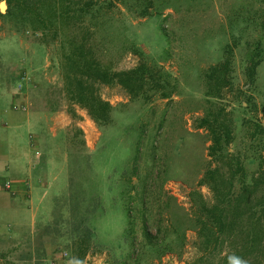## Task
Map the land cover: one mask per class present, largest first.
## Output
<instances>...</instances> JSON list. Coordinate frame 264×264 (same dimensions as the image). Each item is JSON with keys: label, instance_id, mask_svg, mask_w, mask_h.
<instances>
[{"label": "rangeland", "instance_id": "374dc122", "mask_svg": "<svg viewBox=\"0 0 264 264\" xmlns=\"http://www.w3.org/2000/svg\"><path fill=\"white\" fill-rule=\"evenodd\" d=\"M110 1L84 26L94 31L89 44L102 65L116 72L157 64L178 80L177 91L146 103L100 83L114 107L102 127L66 96L61 43L42 42L15 19L0 20V264L218 261L204 256L193 228L184 229V247L175 252L144 250V221L153 234L168 233L179 208L191 211L193 191L213 202L210 189L198 185L210 163L209 133L198 127L208 108L228 114L236 136L231 151L249 143L245 120L264 125V58L254 82L246 75L248 51L264 33V0H158L145 17ZM227 57L231 82L208 98L205 75ZM122 184L130 190L123 193ZM90 197L98 208L87 214ZM127 206L135 221L131 253Z\"/></svg>", "mask_w": 264, "mask_h": 264}, {"label": "trees", "instance_id": "16d2710c", "mask_svg": "<svg viewBox=\"0 0 264 264\" xmlns=\"http://www.w3.org/2000/svg\"><path fill=\"white\" fill-rule=\"evenodd\" d=\"M6 1L9 7L6 13L0 11V20L15 19L20 26L39 32L42 42L61 43L66 96L71 102L86 108L100 126L112 122L114 111L113 105L100 95L97 88L100 83L120 85L132 98L142 99L146 103L156 98L170 99L177 91L178 80H173L171 74L157 64L140 63L134 68L116 72L102 65L89 44L94 31L89 32L84 26L87 18L95 24L101 9L110 7V0H103L100 5L93 0L80 5L72 0ZM121 1L145 17L152 14L158 0ZM260 26L264 32V20ZM72 28L73 32L70 31ZM226 51L230 52L228 49ZM263 58L264 33L247 54L246 75L250 82L255 81ZM230 68L231 58L227 57L207 71L208 98L220 97L223 89L230 84ZM198 127L208 131L211 141L208 147L210 163L198 185L210 189L213 202H208L201 191H193L191 211L182 212L178 207L181 213H174V227L168 233L159 229L157 234H153L146 219L142 248L156 255L175 252L178 250L176 248L184 247V229L193 228L198 234V247L204 256L218 258L216 263L209 264H230V257H237L244 264H264V125L254 119L245 120V135L249 143L236 151L230 150L236 136L224 108H208L199 119ZM255 162L258 168L252 172L248 165ZM129 187L130 184H122L120 190L126 193ZM87 202L84 213L96 211L98 205L93 204V198H88ZM127 209L131 253L137 250L133 239L135 221L132 207L127 206ZM92 226L84 231L86 243L92 240Z\"/></svg>", "mask_w": 264, "mask_h": 264}, {"label": "clouds", "instance_id": "9594fccd", "mask_svg": "<svg viewBox=\"0 0 264 264\" xmlns=\"http://www.w3.org/2000/svg\"><path fill=\"white\" fill-rule=\"evenodd\" d=\"M230 264H244V261L237 257H230Z\"/></svg>", "mask_w": 264, "mask_h": 264}, {"label": "water", "instance_id": "95a60500", "mask_svg": "<svg viewBox=\"0 0 264 264\" xmlns=\"http://www.w3.org/2000/svg\"><path fill=\"white\" fill-rule=\"evenodd\" d=\"M0 5H2V12L3 13H6V10H7V2L6 1H3V2H1V4Z\"/></svg>", "mask_w": 264, "mask_h": 264}, {"label": "snow or ice", "instance_id": "6c2138e0", "mask_svg": "<svg viewBox=\"0 0 264 264\" xmlns=\"http://www.w3.org/2000/svg\"><path fill=\"white\" fill-rule=\"evenodd\" d=\"M0 10H2V5H0Z\"/></svg>", "mask_w": 264, "mask_h": 264}]
</instances>
